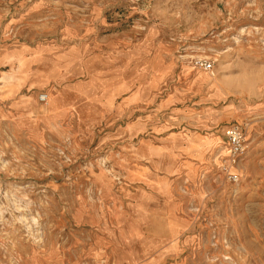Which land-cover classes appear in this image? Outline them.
<instances>
[{
    "label": "rangeland",
    "instance_id": "1",
    "mask_svg": "<svg viewBox=\"0 0 264 264\" xmlns=\"http://www.w3.org/2000/svg\"><path fill=\"white\" fill-rule=\"evenodd\" d=\"M0 82V264H264V0H0Z\"/></svg>",
    "mask_w": 264,
    "mask_h": 264
},
{
    "label": "crops",
    "instance_id": "2",
    "mask_svg": "<svg viewBox=\"0 0 264 264\" xmlns=\"http://www.w3.org/2000/svg\"><path fill=\"white\" fill-rule=\"evenodd\" d=\"M121 68L118 69H123L124 68V57L122 58L121 61ZM129 83H128V79H121V82H117L114 83L112 85V90L111 92L107 95V101L111 102L109 104L108 107V111H106L109 114H105V119H107V117H110V121H109V127H112V131L111 133L115 132L114 129V121L115 119H122V121L127 117V106H129V102H130V95L128 94V87ZM65 85L62 84L59 86V89H63L64 90V95L63 98L65 99V95H66V89H65ZM74 90L76 92V87H74ZM78 91V90H77ZM82 91V89L80 90V92ZM82 96L83 93L81 92ZM60 99H62L61 97H59ZM75 99H73L72 101H64L63 105H67L69 106V103H73ZM103 120L101 121L102 124ZM175 154V153H174Z\"/></svg>",
    "mask_w": 264,
    "mask_h": 264
},
{
    "label": "built area",
    "instance_id": "3",
    "mask_svg": "<svg viewBox=\"0 0 264 264\" xmlns=\"http://www.w3.org/2000/svg\"><path fill=\"white\" fill-rule=\"evenodd\" d=\"M199 66L203 68L206 71H209L212 69L213 65L210 62H200ZM39 102L41 104H46L48 101V95L47 94H41L39 96ZM226 139L228 140L230 149H231V162L235 163L236 159L240 158L243 154H245L247 150L246 146V135L244 132V129L240 125H233L229 127L226 131ZM229 163V162H228ZM225 172L229 173L230 167L227 168L224 166ZM237 177L234 175L229 176V181L236 183L237 182Z\"/></svg>",
    "mask_w": 264,
    "mask_h": 264
},
{
    "label": "bare ground",
    "instance_id": "4",
    "mask_svg": "<svg viewBox=\"0 0 264 264\" xmlns=\"http://www.w3.org/2000/svg\"><path fill=\"white\" fill-rule=\"evenodd\" d=\"M20 66V65H19ZM10 73V71H9ZM12 73V72H11ZM6 74V73H5ZM18 78V77H17ZM8 79H10L9 77H6L4 80L7 81ZM27 80V79H26ZM22 81V80H21ZM15 82V81H14ZM1 83V82H0ZM10 83V82H9ZM26 84V83H25ZM13 85V84H12ZM21 85V84H20ZM14 88V87H13ZM19 89V88H18ZM9 94V93H8ZM48 102V101H47ZM46 114V113H45ZM55 127V126H54ZM106 162V161H105ZM135 164V163H134ZM128 165V164H127ZM137 165V164H136ZM140 178V177H139ZM136 183V182H135ZM160 185V184H159Z\"/></svg>",
    "mask_w": 264,
    "mask_h": 264
}]
</instances>
